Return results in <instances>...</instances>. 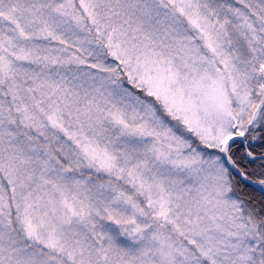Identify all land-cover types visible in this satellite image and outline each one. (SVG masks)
<instances>
[{
	"label": "rangeland",
	"instance_id": "374dc122",
	"mask_svg": "<svg viewBox=\"0 0 264 264\" xmlns=\"http://www.w3.org/2000/svg\"><path fill=\"white\" fill-rule=\"evenodd\" d=\"M263 100L264 0H0V264H264Z\"/></svg>",
	"mask_w": 264,
	"mask_h": 264
},
{
	"label": "trees",
	"instance_id": "16d2710c",
	"mask_svg": "<svg viewBox=\"0 0 264 264\" xmlns=\"http://www.w3.org/2000/svg\"><path fill=\"white\" fill-rule=\"evenodd\" d=\"M246 152L254 159L246 157ZM264 100L244 136L235 140L228 148V156L235 167L247 178L264 182ZM230 180L236 197L249 213L264 228V193L254 189L230 172Z\"/></svg>",
	"mask_w": 264,
	"mask_h": 264
},
{
	"label": "water",
	"instance_id": "95a60500",
	"mask_svg": "<svg viewBox=\"0 0 264 264\" xmlns=\"http://www.w3.org/2000/svg\"><path fill=\"white\" fill-rule=\"evenodd\" d=\"M244 135L245 132L242 134H238V135H234L231 138H229L228 140L225 141L223 148H222V156L224 159V162L227 166V168L233 173L235 174L237 177H239L242 181L248 183L251 187H253L254 189L264 193V190L260 189L259 187L256 186L257 183L260 184H264L261 182H257V181H253L249 178H247L242 172H240L235 166L234 164L231 162L229 156H228V148L231 145V143L235 140H243L244 139ZM254 159V158H253Z\"/></svg>",
	"mask_w": 264,
	"mask_h": 264
},
{
	"label": "bare ground",
	"instance_id": "6f19581e",
	"mask_svg": "<svg viewBox=\"0 0 264 264\" xmlns=\"http://www.w3.org/2000/svg\"><path fill=\"white\" fill-rule=\"evenodd\" d=\"M256 186L259 187L260 189L264 190V184L257 183Z\"/></svg>",
	"mask_w": 264,
	"mask_h": 264
}]
</instances>
